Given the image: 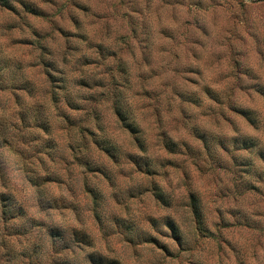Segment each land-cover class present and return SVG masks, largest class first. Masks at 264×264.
<instances>
[{"label": "rangeland", "instance_id": "obj_1", "mask_svg": "<svg viewBox=\"0 0 264 264\" xmlns=\"http://www.w3.org/2000/svg\"><path fill=\"white\" fill-rule=\"evenodd\" d=\"M11 2L0 5V122L17 124L4 161L30 214L91 233L121 264H264V0ZM83 126L124 156L110 159ZM33 172L51 177L41 194L24 187ZM191 193L213 233L196 231Z\"/></svg>", "mask_w": 264, "mask_h": 264}, {"label": "trees", "instance_id": "obj_2", "mask_svg": "<svg viewBox=\"0 0 264 264\" xmlns=\"http://www.w3.org/2000/svg\"><path fill=\"white\" fill-rule=\"evenodd\" d=\"M0 5L10 10L14 8L11 0H0ZM23 6H26L25 3H23ZM29 8L32 10L31 12H36V9L33 7ZM32 87L33 86L28 84L25 87H12V89L26 90L28 94H31ZM51 95L53 102L55 101L58 106V91L51 93ZM67 104L69 107L72 106L71 102H67ZM114 113L118 121L129 133L134 134L138 132V127L131 121L127 110H125L122 105L115 103ZM243 114L250 122H254L248 111H243ZM60 117L70 120V117L67 115H60ZM20 120H22L23 123H27V118L24 116H21ZM34 120L35 125L33 127L42 130L44 134L48 136L51 135L50 121H40L36 118H34ZM6 125L7 127L4 128V124L0 122V264H121L119 259L110 258L108 255L99 251L96 247V239L91 233L75 228L69 229V225H48L47 221L42 218H36L30 214L26 207L27 202L22 201L23 199L18 195L16 184H13L9 179L10 167L9 164L4 161V157H6L5 152L8 148H15L13 141H17L16 135H14L11 130V127L16 128L17 124L15 125L14 123L8 122ZM96 129L98 132L104 131L101 122L98 120ZM86 134L92 135V143L94 146L102 150V152L113 161H118L121 155L124 156V154L118 153L116 148L105 145L108 141H104L103 137L92 131L89 126L79 127L80 137ZM28 144L31 143L25 141V145L29 147ZM167 145L170 146V143ZM167 145H165V147L168 149L169 147ZM70 149L74 150V147L70 146ZM125 156L132 163H135L134 155L129 154ZM85 165L87 166L86 168L91 171L98 168L93 167L90 161H87ZM99 168V171L102 170ZM44 176L34 174V172L32 176H28L27 174L25 179L29 185L24 187L33 188L37 194H41L42 186L48 183L51 178H44ZM151 191L156 200L164 206L170 207L171 203H173L172 196L166 195L165 191H163L160 186H153ZM90 193L94 200L98 199V195L94 191ZM42 200L43 199H38L37 202H42ZM188 200L187 206L192 220L194 219L196 231L205 236L208 232L213 233L207 225L205 212L203 211L199 197L191 193ZM41 206L44 207L45 205L41 204ZM47 214L49 216V213ZM94 217L97 221L100 220V216L96 212V209L94 210ZM27 222H29L28 225H26ZM166 226L173 234V238L178 243H181L182 237L175 223H173L171 219H168ZM33 235L35 238H38L39 241L31 242ZM24 244L27 246H24Z\"/></svg>", "mask_w": 264, "mask_h": 264}]
</instances>
